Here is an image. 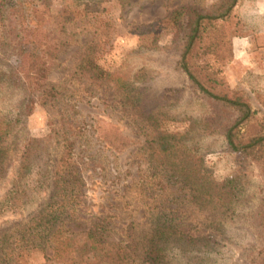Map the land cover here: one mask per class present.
Masks as SVG:
<instances>
[{
	"label": "rangeland",
	"instance_id": "374dc122",
	"mask_svg": "<svg viewBox=\"0 0 264 264\" xmlns=\"http://www.w3.org/2000/svg\"><path fill=\"white\" fill-rule=\"evenodd\" d=\"M216 1L52 0V13L66 21L74 43L49 79L58 87L60 98L37 105L27 118L26 131L37 139L53 138V173L62 170L66 181L58 185L56 200H64L74 211L68 225L73 239L86 240L93 225L104 222L110 225L109 240H136L131 264H148L143 247L152 225L162 218L154 208L163 206L165 220L181 224L184 232L209 243L192 250L182 264H248L256 238L247 217L257 207L260 170L233 153L224 137L211 135L194 123L203 107L166 49L175 25L187 20L182 6L208 7ZM39 2L0 0L6 8L23 7L26 21L21 34L31 49L43 44L47 31L31 11ZM233 15L234 20L224 26L231 47L206 63L232 90L250 98L258 120L244 131L253 135L264 130V0H240ZM4 30L0 17V39ZM107 73L116 75L113 82L102 88L91 85L92 74ZM118 80L126 81L134 91L141 90L144 103L169 118L158 127L150 126L116 86ZM16 101L14 97L9 106ZM117 133L135 138L136 144L124 153L115 151L109 140ZM159 134L177 135L179 142L201 154L206 171L216 180L240 178V204L226 212L198 201L191 188L155 163ZM14 158L11 151L0 166V197ZM55 189L53 185L47 203ZM34 206H28L22 217H11L0 225V234L27 223L36 213ZM21 264L58 263L35 252Z\"/></svg>",
	"mask_w": 264,
	"mask_h": 264
},
{
	"label": "trees",
	"instance_id": "16d2710c",
	"mask_svg": "<svg viewBox=\"0 0 264 264\" xmlns=\"http://www.w3.org/2000/svg\"><path fill=\"white\" fill-rule=\"evenodd\" d=\"M239 1L217 0L208 7L182 6L187 20L175 25L166 49L187 76L189 87L203 107L194 123L198 122L211 135L224 137L233 153L256 164L260 170L257 207L247 217L256 238L248 264H264V130L253 135L244 131L258 120L250 98L245 92L232 90L206 63L207 58H219L231 47L224 26L234 20L233 12ZM51 4L52 0H40L31 9L35 21L47 26L43 44L32 49L26 47L21 34L26 21L23 7L0 5V17L5 25L0 39V67L4 69L0 71V166L11 151L15 152L0 197V225L11 217H22L28 206L36 207L35 215L27 223H18L0 234V264H21L35 252L44 253L47 260L58 264H131L135 262L136 240L132 237L129 242L109 240V224L95 223L84 241L69 236V218L74 211L67 208L64 200H56L58 185L66 181L62 170L53 173V138L37 139L26 131L27 118L33 115L37 105L46 106L60 98L58 87L49 79L62 55L74 43L67 33L66 21L52 13ZM114 76V73L99 77L92 74L89 81L102 88L113 82ZM115 84L150 126L158 127L169 118L144 103L141 90L134 91L123 80ZM14 97L17 101L9 106ZM136 142L131 136L117 133L109 140V146L124 153ZM158 142L153 156L155 163L191 188L203 205L229 212L240 204L243 194L240 178L216 180L206 171L203 156L179 142L177 135L159 134ZM53 185L56 193L47 203ZM154 209L161 212L164 220L158 218L151 227L143 247L144 262L182 264L186 255L200 249V244L209 246L208 242L184 232L181 224L165 220L166 207Z\"/></svg>",
	"mask_w": 264,
	"mask_h": 264
}]
</instances>
